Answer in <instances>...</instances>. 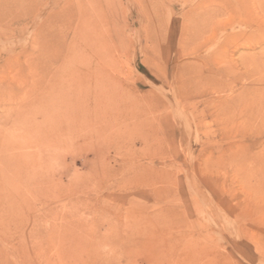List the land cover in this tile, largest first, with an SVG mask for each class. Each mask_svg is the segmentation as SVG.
Returning <instances> with one entry per match:
<instances>
[{
  "label": "rangeland",
  "instance_id": "1",
  "mask_svg": "<svg viewBox=\"0 0 264 264\" xmlns=\"http://www.w3.org/2000/svg\"><path fill=\"white\" fill-rule=\"evenodd\" d=\"M0 1V264H264V0Z\"/></svg>",
  "mask_w": 264,
  "mask_h": 264
},
{
  "label": "bare ground",
  "instance_id": "2",
  "mask_svg": "<svg viewBox=\"0 0 264 264\" xmlns=\"http://www.w3.org/2000/svg\"><path fill=\"white\" fill-rule=\"evenodd\" d=\"M11 1H12V0H11ZM21 1H22V0H21ZM23 1H24V0H23ZM23 1H22V2H23ZM26 1H27V0H26ZM31 1H32V0H31ZM41 1H42V0H41ZM69 1H71V0H69ZM69 1H68V3H69ZM72 1H73V0H72ZM72 1H71V2H72ZM13 2H14V4H16V3H15L16 0H13ZM19 2H20V1H18L17 3L19 4ZM24 2H25V1H24ZM24 2H23V3H24ZM35 2H36V1H35ZM71 2H70V3H71ZM3 3H4V2H3ZM23 3H22V5H23ZM32 3H33V2H32ZM32 3H31V4H32ZM66 3H67V2H66ZM0 4H2L1 1H0ZM5 4H6V1H5ZM11 4H12V3H11ZM24 4H25V3H24ZM31 4H30V5H31ZM39 4H40V3H39ZM63 4H64V3H63ZM77 4L80 6V3H77ZM108 4H109V3H108ZM108 4L106 3V5H108ZM22 5H21V7H22ZM27 5L29 6L28 3H27ZM36 5H37V4H36ZM67 5H68V4H67ZM67 5H66V6H67ZM70 5H72V3H71ZM14 6H15V5H14ZM64 6H65V4H64ZM64 6H62V7H64ZM1 7H2V6H1ZM6 7H8V6L6 5ZM16 7H17V5H16ZM21 7H20V8H21ZM31 7H32V6H31ZM33 7H34V6H33ZM35 7H37V6H35ZM60 7H61V6H60ZM107 7H108V6H107ZM13 8H14V7H13ZM76 8H77V7H76ZM109 8H110V7H109ZM109 8H108V9H109ZM4 9H5V8H4ZM4 9H3V11H4ZM6 9H7V8H6ZM9 9H10V7H9ZM27 9H28V8H27ZM31 9H33V8H31ZM60 9H61V8H60ZM60 9H59V10H60ZM62 9H63V8H62ZM68 9H69V8H68ZM70 9H71V8H70ZM16 10H17V9H16ZM20 10H21V9H20ZM24 10H25V8H24ZM36 10H37V9H36ZM66 10H67V9H66ZM66 10H65V11H66ZM0 11H1V10H0ZM7 11H9V10H7ZM13 11H14V10H13ZM30 11H31V10H30ZM34 11H35V10H34ZM69 11H71V10H69ZM69 11H68V12H69ZM9 12H11V11H9ZM56 12H57V10H56ZM5 13H6V12H5ZM14 13H15V12H14ZM16 13H19V12H16ZM21 13H22V12H21ZM27 13H28V11H27ZM32 13H33V12H31V14H32ZM63 13H64V12H63ZM74 13H75V12H74ZM29 14H30V13H29ZM59 14H61V13H59ZM0 15H1V14H0ZM12 15H13V14H12ZM22 15H23V14H22ZM26 15H27V14H26ZM26 15H25V16H26ZM32 15H34V13H33ZM49 15H50V14H49ZM55 15H56V14H55ZM71 15H72V14H71ZM29 16H30V15H28V17H29ZM52 16H53V15H52ZM56 16H57V15H56ZM61 16H62V15H61ZM195 16H196L195 19H198L200 16H202V17L204 18V20H205L206 14H204V15H195ZM198 16H199V17H198ZM9 17H11V15H10ZM18 17H19V16H18ZM32 17H33V16H32ZM45 17H46V16H45ZM20 18H21V17H20ZM25 18H26V17H25ZM25 18H24V19H25ZM50 18H51V17H50ZM200 18H201V17H200ZM15 19H17V18H15ZM46 19H47V18H46ZM57 19H58V18H57ZM10 20H11V19H10ZM10 20H9V21H10ZM26 20H27V19H26ZM47 20H48L47 22H44L46 25H50V24H52V23L49 22V19H47ZM63 20H64V19H63ZM71 20H72V19H71ZM202 20H203V19H202ZM7 21H8V20H7ZM29 21H30V19H29ZM33 21H34V20H33ZM64 22L66 23V21H64ZM42 23H43V22H42ZM53 23H54V22H53ZM67 23L69 24V22H67ZM60 24H61V23H60ZM68 24H67V26H68ZM70 24H71V23H70ZM72 24H73V23H72ZM192 24H193V23H192ZM194 24H197V26H198L199 28L202 29V26H201L197 21H196V23H194ZM7 25H8V24H7ZM63 25H64V24H63ZM199 25H200V26H199ZM189 26H191V25H189ZM41 27H42V25H41ZM61 27H62V26H61ZM46 28H47V27L45 26V29H46ZM52 28H53V27H52ZM47 29H48V28H47ZM46 31H47V30H46ZM50 31H51V30H50ZM195 31H196V30H195ZM96 32H97V31H96ZM91 33H92V32H91ZM40 34H41V33H40ZM109 34H110V33H109ZM35 35H36V34H35ZM38 35H39V33H38ZM94 35H95V34H94ZM64 37H66V36H64ZM89 37H90V36H89ZM212 37H213V36H212ZM47 38H48V36H47ZM49 38H50L52 41H53V39H54L53 36H49ZM52 38H53V39H52ZM93 38H94V37H93ZM34 39H35V38H34ZM38 39H39V38H38ZM209 39H210V38H209ZM209 39H207L206 41H204V42H202V43L200 42V43L198 44V47L204 45L207 41H209ZM42 40H43V39H42ZM51 40H50V41H51ZM101 41H102V40H101ZM86 42H87V41H86ZM39 43H40V41H39ZM52 43H53V42H52ZM41 44H42V43H41ZM95 45H96V44H95ZM92 46H93V45H92ZM72 47H73V46H72ZM88 47H89V46H88ZM90 47H91V46H90ZM93 48H94V47H93ZM43 49H44V48H43ZM90 49H91V48H90ZM95 49H96V48H95ZM39 50H40V49H39ZM50 50H51V48H50ZM108 50H109V49H108ZM88 51H89V49H88ZM93 51H94V50H93ZM109 51H110V50H109ZM34 52H35V51H34ZM85 52H86V51H85ZM66 53H67V51H66ZM89 53H90V52H89ZM96 53H98V51L95 52V54H96ZM93 55H94V54H93ZM96 55H97V54H96ZM94 56H95V55H94ZM100 56H101V54H100ZM100 56H99V58H100ZM102 56H103V55H102ZM88 58H89V57H88ZM42 59H43V58H42ZM81 59H82V58H81ZM84 59L87 60L85 56H84ZM91 59H92V58H90V60H91ZM48 60H49V59H48ZM96 60H98V58H97ZM80 61H81V60H80ZM54 62H55V61H54ZM80 63H81V62H80ZM83 63H84V62H83ZM86 63H88V62L86 61ZM86 65H87V64H86ZM88 65H89V64H88ZM94 65H95V64H94ZM104 65H105V64H104ZM83 67H84V66H83ZM88 67H89V66H88ZM88 67H86V68H88ZM90 68H91V67H90ZM101 68H102V67H101ZM51 69H52V68H51ZM76 69H77V68H76ZM101 70H102V69H101ZM104 70H105V68H104ZM47 71H48V70H47ZM105 71H106V70H105ZM105 71H103V73H104ZM82 72H83V71H82ZM55 73H56V72H55ZM81 74H83V73H81ZM93 74H94V73H93ZM99 76H100V75H99ZM64 77H65V76H64ZM88 78H89V76H88ZM105 78H106V77H105ZM103 79H104V77H103ZM102 81H103V80H102ZM96 83H97V82H96ZM94 84H95V83H94ZM97 87H98V86H97ZM99 89H100V88H99ZM97 90H98V89H97ZM97 90H96V91H97ZM96 91H94L93 93L95 94ZM101 92H102V91H101ZM104 92H105V91H104ZM97 93H98V92H97ZM97 93H96V94H97ZM99 93H100V92H99ZM100 94H101V93H100ZM103 94H105V93H103ZM106 95H107V94H106ZM104 96H105V95H104ZM94 97H95V96H94ZM106 98H107V97H106ZM102 99H103V98H102ZM102 99H101V100H102ZM93 102H94V101H93ZM103 102H104V101H103ZM42 103H43V102H42ZM97 104H98V103H97ZM95 106H96V105H95ZM81 107H82V106H81ZM98 107H99V106H98ZM98 107H97V108H98ZM81 109H82V108H81ZM38 110H39V109H38ZM34 111H35V110H34ZM94 112H96V111H94ZM105 114H106V113H105ZM99 115H100V114H99ZM94 120H95V119H94ZM94 120H93V121H94ZM48 126H49V125H48ZM83 126H84V125H83ZM66 131H67V130H66ZM41 134H42V133H41ZM54 134H55V133H54ZM46 135H47V134H46ZM41 136H42V135H41ZM50 136H51V135H50ZM51 137H52V136H51Z\"/></svg>",
  "mask_w": 264,
  "mask_h": 264
}]
</instances>
